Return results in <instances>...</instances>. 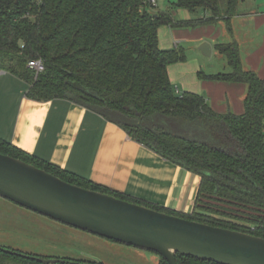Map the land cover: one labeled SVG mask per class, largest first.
<instances>
[{
    "label": "trees",
    "instance_id": "obj_1",
    "mask_svg": "<svg viewBox=\"0 0 264 264\" xmlns=\"http://www.w3.org/2000/svg\"><path fill=\"white\" fill-rule=\"evenodd\" d=\"M151 1L0 0V70L26 80L32 99L68 100L93 110L165 160L198 175L201 182L194 211L181 214L125 196L39 161L2 140L0 152L86 189L264 238V79L245 69L236 40L216 45L231 72L200 71L199 78L248 86L243 115L218 114L204 96L176 91L169 68L186 62L185 51L163 50L159 41L162 27L199 28L220 22L233 36L232 19L242 0H226L224 8L222 0H176L173 9L204 12L186 21L175 20L172 11H156ZM34 60L43 62V72L29 68ZM202 201L225 209L213 208L207 214ZM177 261L217 264L181 255ZM0 264L41 263L0 251ZM159 264L168 263L160 257Z\"/></svg>",
    "mask_w": 264,
    "mask_h": 264
},
{
    "label": "crops",
    "instance_id": "obj_2",
    "mask_svg": "<svg viewBox=\"0 0 264 264\" xmlns=\"http://www.w3.org/2000/svg\"><path fill=\"white\" fill-rule=\"evenodd\" d=\"M241 4L243 8L232 19L233 36L226 24L220 22L187 32L186 38L193 46L209 43L212 55L219 57L223 56L215 46L236 40L245 69L264 79V0H242ZM194 15L200 18L204 12ZM173 31L175 41L177 34ZM160 47L172 50L178 45ZM224 59V65L210 67L206 74L230 73ZM176 65L169 68V76L180 95H202L221 115L244 114L247 85L201 80L198 74L203 71L202 66L196 70V76L193 73L191 79L181 83L174 77ZM29 90L26 80L0 70V140L68 174L147 204L181 214L194 211L201 182L198 175L136 142L97 112L68 100L37 101L28 96Z\"/></svg>",
    "mask_w": 264,
    "mask_h": 264
},
{
    "label": "water",
    "instance_id": "obj_3",
    "mask_svg": "<svg viewBox=\"0 0 264 264\" xmlns=\"http://www.w3.org/2000/svg\"><path fill=\"white\" fill-rule=\"evenodd\" d=\"M212 55L209 43L200 46ZM0 197L71 228L136 249L168 264L177 255L217 264H264V238L170 215L144 205L68 183L0 152ZM41 264H88L44 259L0 247Z\"/></svg>",
    "mask_w": 264,
    "mask_h": 264
},
{
    "label": "rangeland",
    "instance_id": "obj_4",
    "mask_svg": "<svg viewBox=\"0 0 264 264\" xmlns=\"http://www.w3.org/2000/svg\"><path fill=\"white\" fill-rule=\"evenodd\" d=\"M174 2L176 0H156L154 9L156 11H172L175 20L178 21L196 18L187 9H173L171 4ZM225 4L226 0H222V8ZM239 8L242 9L243 5L241 4ZM196 29H171L169 27L160 29V46L167 47L171 45L174 48L175 45H178V48L185 51L186 62L174 67V77L181 83L191 79L193 73L196 76L198 67L200 69L202 66L203 71L208 73L207 70L210 67L217 68L224 65V57L218 55L204 57L202 54L199 55L200 46H193L190 42L188 43L186 33ZM173 30L177 34L175 38L177 42L173 40ZM124 195L131 197L127 194ZM201 208L205 210L203 212L212 214L209 210H214L213 208L223 209L224 207L212 201H202ZM0 247L28 256L44 259H68V261L72 260L74 262L82 261L96 264H159L160 262V256L153 252L121 245L71 228L1 197Z\"/></svg>",
    "mask_w": 264,
    "mask_h": 264
},
{
    "label": "built area",
    "instance_id": "obj_5",
    "mask_svg": "<svg viewBox=\"0 0 264 264\" xmlns=\"http://www.w3.org/2000/svg\"><path fill=\"white\" fill-rule=\"evenodd\" d=\"M38 2H42L43 0H36ZM154 5H156V0H152L151 1ZM29 68L35 70V72H37V74L41 73L44 71V64L41 60H34L29 62Z\"/></svg>",
    "mask_w": 264,
    "mask_h": 264
},
{
    "label": "flooded vegetation",
    "instance_id": "obj_6",
    "mask_svg": "<svg viewBox=\"0 0 264 264\" xmlns=\"http://www.w3.org/2000/svg\"><path fill=\"white\" fill-rule=\"evenodd\" d=\"M49 259V258H48Z\"/></svg>",
    "mask_w": 264,
    "mask_h": 264
}]
</instances>
